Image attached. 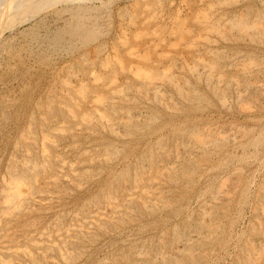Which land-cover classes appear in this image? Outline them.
I'll return each instance as SVG.
<instances>
[{
  "label": "rangeland",
  "instance_id": "obj_1",
  "mask_svg": "<svg viewBox=\"0 0 264 264\" xmlns=\"http://www.w3.org/2000/svg\"><path fill=\"white\" fill-rule=\"evenodd\" d=\"M74 2L0 0V264H264V0Z\"/></svg>",
  "mask_w": 264,
  "mask_h": 264
},
{
  "label": "bare ground",
  "instance_id": "obj_2",
  "mask_svg": "<svg viewBox=\"0 0 264 264\" xmlns=\"http://www.w3.org/2000/svg\"><path fill=\"white\" fill-rule=\"evenodd\" d=\"M75 2L72 4V5H79V4H85V3H92V4H94V3H97V2H100L101 0H74ZM205 25V24H204ZM146 61V60H145ZM148 61V60H147ZM110 65V64H109ZM108 65V66H109ZM94 74V73H93ZM99 77V76H98ZM102 77V76H101ZM114 93V92H113ZM100 100V99H99ZM60 124H61V122H60ZM50 139V138H49ZM11 178H12V176H11ZM13 180H14V177L12 178ZM15 181H17V180H15ZM7 184V183H6ZM18 185V184H17ZM29 185V183H28V181H22L20 184H19V187L20 188H23V190H24V188L26 189V187ZM5 189V188H4ZM14 190V189H13ZM12 190V191H13ZM15 190H16V188H15ZM14 190V191H15ZM18 190V189H17ZM16 190V191H17ZM19 190H21V189H19ZM20 193L18 192V195H19ZM145 195H147V194H145ZM7 197V196H6ZM9 197H10V194H9ZM9 197H7V198H9ZM132 197V196H131ZM12 198V197H11ZM18 198V197H17ZM16 198V199H17ZM21 199V198H20ZM19 199V200H20ZM117 201V200H116ZM8 203V202H7ZM6 204V203H5ZM12 207V206H11ZM4 211V210H3ZM102 211V210H101ZM33 243V242H32ZM14 249V248H13ZM3 250V249H2ZM28 250V249H27Z\"/></svg>",
  "mask_w": 264,
  "mask_h": 264
}]
</instances>
